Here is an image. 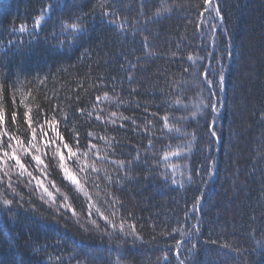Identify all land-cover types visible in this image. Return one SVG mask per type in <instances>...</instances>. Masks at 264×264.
Here are the masks:
<instances>
[{"label": "trees", "instance_id": "1", "mask_svg": "<svg viewBox=\"0 0 264 264\" xmlns=\"http://www.w3.org/2000/svg\"><path fill=\"white\" fill-rule=\"evenodd\" d=\"M0 109V264H264V0H0Z\"/></svg>", "mask_w": 264, "mask_h": 264}, {"label": "snow or ice", "instance_id": "2", "mask_svg": "<svg viewBox=\"0 0 264 264\" xmlns=\"http://www.w3.org/2000/svg\"><path fill=\"white\" fill-rule=\"evenodd\" d=\"M208 2H209V0H205V3H206V4H207ZM48 11H49V9H42V14H41V16L38 17V18H36L35 26H36L37 28L39 27V25H40V23H41V20H43V18H44L43 13H46V12H48ZM160 11H161V10H158L156 14L159 15V14H160ZM162 11H170V9H168V8H163ZM201 15H203V13H201ZM216 15H217V16H220V15H221L219 10L216 11ZM64 27L67 28L68 25H64ZM71 28H72L73 32H76V31H78V30L80 29V26H79L78 24H76V23H73V24H71ZM19 31L24 32V31H25V27H24L23 25H21L20 28H19ZM188 59L191 60L192 57H188ZM223 79H224V76H223V70H221V73H220V80L223 81ZM206 82L209 84L210 87L212 86V82H211V81H206ZM106 98H107V96H106ZM207 107H209V105H205V108H207ZM210 107H211V110H212L213 113H215V112L218 110V109H217V104H216V103H212V104L210 105ZM198 110H199V109H198ZM81 111H83V110H81ZM89 115H91V113H89ZM113 115H115V113H113ZM195 115H196V113H193V117H195ZM25 118H26V122L28 123L29 127L31 128L32 120L29 118V113H28V112H25ZM4 119H5V114H4L3 110L0 109V123H2V122L4 121ZM12 119H13V122L16 121V113H15V112H13V114H12ZM97 119H100V117H97ZM213 119H215V117H214ZM165 120H167V117H165ZM46 122H47V121H46ZM165 127H166V128L168 127V124H167V123L165 124ZM53 130L56 131L55 128H53ZM32 131H33V138H35V130L33 129ZM43 135H47V133H43ZM89 135L91 136L92 133H89ZM212 135H213V136L216 135V132L214 131V129H213V131H212ZM56 139H59V140H60L63 149H67V150H68L69 158H71L72 156L76 155V153H74V152L72 151V148L69 147V144L66 143V142H64V138H63V136L59 133V131H56ZM56 139H53V140L50 141V142H46V146H50L51 144H55V143H56ZM150 143H151V142H150ZM9 147H11V145H9ZM89 147L91 148V147H94V146H93V145H89ZM56 154L59 155V158H60V168H61L62 172L64 173V178H65L66 180L70 181L74 186H76L78 190L83 191L82 185L80 184V180H79L75 175H73V174L70 172V170L66 167V165H65V163H64V161H65V157H64V155H63V153H62V150H61L60 145H57V152H56ZM84 155L86 156L87 153H84ZM4 156L7 157V156H8V153L5 152V153H4ZM11 158L15 160L16 165L19 166V168L21 169V173H20V175L23 176V174L27 171L26 166L21 162V160H20L18 157L15 156L14 153H13V155H12ZM33 159L37 162V164H41V163H42V161L40 160V157H39V156H33ZM120 163H121V165H123L124 162L121 161ZM82 170H83V169H82ZM93 171H97V169L95 168L94 165H93ZM209 172L211 173V169H209ZM6 174H7V173H6ZM27 175H28L29 177H31L32 179H36L35 177H32V174H31L30 172H28ZM36 182H37V186H38V188H43V189H44V192H46V193L48 194V196L51 198V193L48 192V189H47L46 187H44V184L42 183V181H40L39 179H37ZM173 183H175V181H173ZM53 187H55L54 184H53ZM42 198H43V197H42ZM53 199H54V198H53ZM67 199H68V198L65 197V201H67ZM197 203H199V201H197ZM4 204H5V205H9V204H11V201H9V200H4ZM60 207H68L69 210H72V209L70 208V205H68L67 203H65V204H61ZM193 207L195 208L196 205H194ZM72 211H73V215H74V216L77 215V214L75 213L74 210H72ZM101 218L105 219L106 222L108 221V218L105 217V216H103V215H101ZM93 223L95 224V221H93ZM133 235H135V231H134V230H133ZM136 238L139 239L138 236H137Z\"/></svg>", "mask_w": 264, "mask_h": 264}]
</instances>
